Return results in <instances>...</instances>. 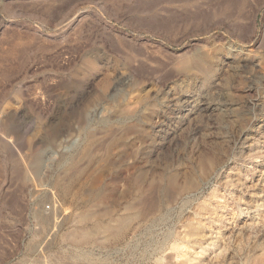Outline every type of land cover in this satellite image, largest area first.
Here are the masks:
<instances>
[{
  "label": "rangeland",
  "instance_id": "rangeland-1",
  "mask_svg": "<svg viewBox=\"0 0 264 264\" xmlns=\"http://www.w3.org/2000/svg\"><path fill=\"white\" fill-rule=\"evenodd\" d=\"M0 264H264V0H0Z\"/></svg>",
  "mask_w": 264,
  "mask_h": 264
},
{
  "label": "bare ground",
  "instance_id": "bare-ground-1",
  "mask_svg": "<svg viewBox=\"0 0 264 264\" xmlns=\"http://www.w3.org/2000/svg\"><path fill=\"white\" fill-rule=\"evenodd\" d=\"M132 207V206H131ZM133 216H134V214H132ZM131 215V216H132ZM90 218V217H89ZM119 218V217H118ZM136 218H138V217H136ZM84 220V219H83ZM101 221V220H100ZM117 221V223H118V227H121L122 225H124V223L127 221V218L124 216V217H122V218H120V219H118V220H116ZM140 221V220H139ZM138 222V221H137ZM94 223H95V221H94ZM104 226V225H103ZM103 226L101 227V228H103ZM126 227H128V226H126ZM97 228H98V225H97ZM111 228V227H110ZM112 228H113V226H112ZM123 228H124V226H123ZM103 229H105V227L103 228ZM102 231V230H101ZM121 231V230H120ZM106 232V231H105ZM118 232V231H117ZM86 233H88V232H86ZM110 233H112V230H111V232ZM92 234V233H91ZM123 234V233H122ZM88 235H90V234H88ZM121 235V234H120ZM87 236V235H86ZM118 236V235H117ZM88 237V236H87ZM117 238V237H116Z\"/></svg>",
  "mask_w": 264,
  "mask_h": 264
}]
</instances>
